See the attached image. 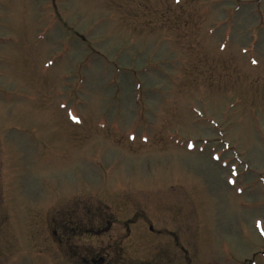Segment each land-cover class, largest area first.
Listing matches in <instances>:
<instances>
[{
    "label": "rangeland",
    "instance_id": "rangeland-1",
    "mask_svg": "<svg viewBox=\"0 0 264 264\" xmlns=\"http://www.w3.org/2000/svg\"><path fill=\"white\" fill-rule=\"evenodd\" d=\"M100 259L264 264V0H0V264Z\"/></svg>",
    "mask_w": 264,
    "mask_h": 264
},
{
    "label": "flooded vegetation",
    "instance_id": "flooded-vegetation-1",
    "mask_svg": "<svg viewBox=\"0 0 264 264\" xmlns=\"http://www.w3.org/2000/svg\"><path fill=\"white\" fill-rule=\"evenodd\" d=\"M98 232H100V231H98ZM98 232H97V233H98ZM102 262H103V259H100V261H99V263H98V264H100V263H102Z\"/></svg>",
    "mask_w": 264,
    "mask_h": 264
}]
</instances>
